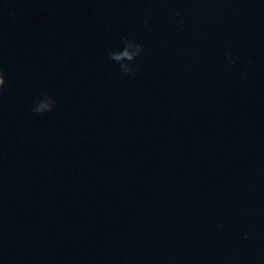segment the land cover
<instances>
[{
	"label": "water",
	"instance_id": "obj_1",
	"mask_svg": "<svg viewBox=\"0 0 264 264\" xmlns=\"http://www.w3.org/2000/svg\"><path fill=\"white\" fill-rule=\"evenodd\" d=\"M0 70V264H264V0H0Z\"/></svg>",
	"mask_w": 264,
	"mask_h": 264
},
{
	"label": "clouds",
	"instance_id": "obj_2",
	"mask_svg": "<svg viewBox=\"0 0 264 264\" xmlns=\"http://www.w3.org/2000/svg\"><path fill=\"white\" fill-rule=\"evenodd\" d=\"M132 45H135V51L129 52L128 48ZM143 52V45L136 43L132 39H127L124 41L123 50L110 51L108 56L112 61H115L120 65V70L123 73L134 76L137 69L134 66H131L130 63H125V61L133 62L137 57L141 56ZM227 55L229 63H234L231 52ZM6 84L7 81L5 79V74L3 70H0V94H3ZM56 105L57 101L52 96L45 94L43 99L37 98L35 100V107L32 108V111L38 115L44 114L46 112H52Z\"/></svg>",
	"mask_w": 264,
	"mask_h": 264
}]
</instances>
